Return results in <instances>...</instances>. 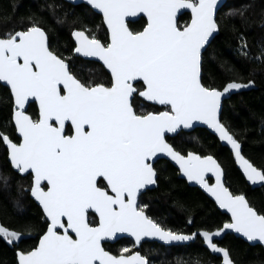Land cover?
<instances>
[{
    "label": "snow or ice",
    "instance_id": "6c2138e0",
    "mask_svg": "<svg viewBox=\"0 0 264 264\" xmlns=\"http://www.w3.org/2000/svg\"><path fill=\"white\" fill-rule=\"evenodd\" d=\"M88 3L103 14L108 40L73 30V53L98 58L111 74L110 85L82 82L68 59L51 50L46 31L31 18L24 30L0 38V81L10 86L18 134L14 141L0 133V143L6 146L11 167L21 175L31 174L30 194L47 224L35 246L17 250L16 264H149L139 251L127 247L119 255L106 250V242L125 233L137 245L144 237L165 242L199 237L222 264H234L215 239L232 229L248 241L264 244V214L245 194L225 186L221 165L213 156L192 151L185 155L167 142L168 134L178 135L194 122H203L231 146L247 181L264 186V168L245 158L235 134L219 119L222 96L254 82H238L241 78L234 75L221 90L201 81L202 48L219 29L217 0ZM182 9L191 12L183 26L177 23ZM138 13L146 23L141 31H132L126 18ZM239 51L247 57L246 42ZM257 59H264V49ZM29 98L39 106L38 119L26 114ZM145 102L164 110L145 111ZM66 122L71 124L70 134H65ZM158 154L170 157L187 181L199 184L231 214V221L215 231L199 228L184 234L150 218L140 196L141 190L158 183L153 161ZM206 173L216 182L210 184ZM0 239L18 247L22 233L0 224ZM192 264H200L199 258Z\"/></svg>",
    "mask_w": 264,
    "mask_h": 264
},
{
    "label": "trees",
    "instance_id": "16d2710c",
    "mask_svg": "<svg viewBox=\"0 0 264 264\" xmlns=\"http://www.w3.org/2000/svg\"><path fill=\"white\" fill-rule=\"evenodd\" d=\"M30 18L44 28L51 50L68 59L72 72L82 82L110 85V77L99 64L84 61L73 54V30H83L90 37L95 35L101 42H107V32L99 15L84 5L73 6L62 0H0V38L8 32L24 30L29 26ZM188 21L189 16L185 14L177 23L183 26ZM216 21L218 34L202 55L201 81L206 87L219 89L234 75L241 78L238 82H254L253 89L231 95L223 102L220 120L235 134L245 158L256 167L264 168V59H257L264 49V0H227ZM145 23L141 18L128 27L132 31H141ZM242 42L247 43V57L239 51ZM12 108L9 91L0 85V133L15 141ZM144 108L152 110L146 104ZM28 114L33 119L38 118L34 105L29 106ZM167 141L182 154L192 151L213 156L224 171L226 187L233 193L245 194L250 205L264 214V187L249 188L235 168L229 151L214 136L196 129L181 132ZM155 168L159 173L156 188L140 197V203L147 205L145 211L150 218L167 229L184 234H191L199 228L214 231L228 222V218L198 189L189 187L168 162L159 161ZM4 177L8 178L7 182ZM30 186V176L21 177L12 170L7 162L6 149L0 143V224L22 233L18 247L0 239V264H16L17 250H30L46 230L43 214L30 198ZM92 218L94 216L90 215ZM217 244L229 251L234 264H264V251L260 246H249L232 235H226ZM104 247L114 255L125 247L134 251L128 240ZM139 252L149 264H192L197 257L200 264L220 262L208 253L198 238L194 243L181 247L144 244Z\"/></svg>",
    "mask_w": 264,
    "mask_h": 264
},
{
    "label": "water",
    "instance_id": "95a60500",
    "mask_svg": "<svg viewBox=\"0 0 264 264\" xmlns=\"http://www.w3.org/2000/svg\"><path fill=\"white\" fill-rule=\"evenodd\" d=\"M62 1L66 2V3H68V4H71V5H73V6H76V5H84V6H86L87 8H89L92 12H94V13L97 14V15H99V16L101 17V19H102L103 26H104V28H105V30H106V32H107V35H108L107 26H106V25L104 24V22H103V14H102L98 9H95L91 4H89V3H88V0H62ZM226 2H227V0H217V6H216V8H215V10H214L215 19H216V17H217L218 12L223 8V6L226 4ZM185 14L189 15V17H190V19H191V12H190V10L182 9V10H179V11H178L177 22H178V19L180 18V16L185 15ZM141 18L144 19L145 22H146V17H144L143 14L138 13L137 16H135V17H127V18H126V23H127V25L130 24V23H134V22H137L138 20H140ZM189 21H190V20H189ZM72 32H73V31H72ZM217 34H218V31L214 32V33L212 34V36H210L209 41H208V42L206 43V45L202 48V55H203L204 51L207 49V47L210 45V43L212 42V40L214 39V37H215ZM71 40H72V42H73V44H74V47H75V40H74V38H73V36H72V33H71ZM74 56L77 57V58H80V59H82V60H84V61L94 62V63L99 64V65L105 70V72L110 76V79H111V74H110V72L106 69V67L103 65V63H102L101 61L98 60V58H85V57H83V56H79V55H76V54H74ZM0 85L3 86V87H5V88L9 91L10 96H11L10 86H8V85L6 84V82H4V81H0ZM61 87H62V85H61ZM251 89H253L252 85H250V86L247 87V88H243V89H239V90H232L230 93L225 94L224 96H222V100H221V108H220V111H219V119H220V115H221L222 104H223V102H224L225 100H227L231 95H234V94H237V93H241V92H245V91H249V90H251ZM221 90H222V89H221ZM11 99H12V96H11ZM12 103H13V100H12ZM146 103L151 104L150 102H146ZM31 104H35V106H36V108H37V112H38L37 115L39 116V106H38V104L35 102L34 98H29V100L26 102V104H25V111H26V114H28V113H27V110H28L29 105H31ZM151 105H153V104H151ZM155 106H158V105H155ZM158 107H160V106H158ZM28 115H29V114H28ZM220 121H221V120H220ZM11 122H12V116H11ZM66 124L71 126L70 122H66ZM12 125H13V127H14V129H15V126H14V123H13V122H12ZM196 129H201V130H205V131H207L209 134H211L212 136H214V137L216 138V140L218 141V143H219L222 147H224L225 149H227V150L229 151V153H230L231 156H232V159H233V162H234L235 168L239 171V173L241 174V176L243 177V179L245 180L246 184L249 186V188H250L251 190L260 189V188L264 187V186H261L260 183H257L256 185H253V184H251L249 181H247V179L245 178V176H244V174H243V170H242V169L239 167V165L236 163L235 156H234V154H233V152H232V150H231V146L228 145L226 141H221V140L219 139V137H218V134H216L215 131H214L213 129L208 128V126L205 125V124H203V122L196 121V122L193 123V125H192L189 129H185V130H183V131H181V132H183V133H188V132H191V131L196 130ZM181 132H179V134H180ZM179 134H178V135H179ZM15 135H16V137H17L18 134L15 132ZM176 136H177V135L168 134L167 138H170V139H171V138H174V137H176ZM167 142H168V141H167ZM168 143H169V142H168ZM239 143H240V142H239ZM169 144H170V143H169ZM3 146H4V148L6 149V146H5V145H3ZM241 146H242V145H241ZM6 152H7V149H6ZM213 158H214V157H213ZM214 159H215V158H214ZM159 160H164V161L168 162L171 166H173V167L177 170V172L179 173V177H180L182 180H184V181L186 182V184H187L189 187L198 189L203 195H205V196H206V197H207V198H208V199L214 204V206L216 207V209H217L221 214L225 215V216L228 218V222L231 221V214L228 213L226 209H221V208L219 207V205L215 202L214 198L211 197L207 192H205L204 189H203L199 184H196L195 182H189V181H187V179H186V178L183 176V174L179 171V167H178V165H176L175 162L172 161L170 157H167V156L164 155V154H158L157 157H154V158H153L154 163H156V162L159 161ZM7 162H8V164L10 165V163H9V161H8V156H7ZM10 167H11V165H10ZM11 168H12V167H11ZM221 168H222V167H221ZM12 170H13L14 172H16L13 168H12ZM16 173H18V172H16ZM18 175L21 176V177H24V176H27V175H30V176H31L30 173H28V174H24V175H21V174L18 173ZM206 178L208 179V182H209L210 184L216 182L215 177L212 175V173H206ZM210 180H211V182H210ZM222 180H223V183L225 184V174H224L223 169H222ZM156 186H157V185H151V186H148V190H152V189L156 188ZM225 186H226V185H225ZM148 190H141V191H142V193H144V192H146V191H148ZM29 195H30L31 200H32V201L38 206V208L41 210V212H42V214H43V211H42L41 206H40L39 203H38V202H37V201L31 196L30 191H29ZM93 215H94V214H93ZM43 217H44V214H43ZM44 220H46L45 217H44ZM223 225H224V224H223ZM223 225L221 226V228L223 227ZM61 231H62V230H61ZM214 231H215V230H214ZM226 235H232V236H234L235 238L242 240L243 242H245V243L248 244L249 246H260V247L264 250V244H262L261 242H259V241H248L246 237H244V236H243L242 234H240V233L235 232V231L232 230V229H225V231H224L223 233H221V236H220V237H217V238L215 239V242H216V243L220 242V241H221ZM118 236L120 237L119 239H115V240H113V241H108V242H106L105 244H113V243H115L116 241H118V240H120V239L126 238V239H129V240H131L132 242H134L135 249L137 250V249L139 248V246H140L142 243H144V242L156 243V244H160V245H162V246H164V247H181V246H186V245H189V244H191V243H194V242L196 241L197 238L201 241V239H200L199 237H197L194 241H171V242L161 241V240H159L158 237H144V238H142L141 243H140L139 245H137L136 242H135V240H134V238L130 237V236H129L128 234H126V233H125V234H118ZM38 241H39V239H38ZM201 242H202V241H201ZM37 243H38V242H37ZM202 246H203V244H202ZM203 247H204V246H203ZM204 248H205V247H204ZM205 249H206V248H205ZM206 250H207V249H206ZM207 251H208V250H207ZM208 253H209L211 256H214V255H212L209 251H208ZM214 257H216V258H218V259L220 260V263H219V264H222V260H221V257H220V256H214Z\"/></svg>",
    "mask_w": 264,
    "mask_h": 264
},
{
    "label": "flooded vegetation",
    "instance_id": "af4514ba",
    "mask_svg": "<svg viewBox=\"0 0 264 264\" xmlns=\"http://www.w3.org/2000/svg\"><path fill=\"white\" fill-rule=\"evenodd\" d=\"M189 16V15H188ZM189 20H190V17H189ZM189 22V21H188ZM107 37H108V35H107ZM74 54V53H73ZM109 76V75H108ZM110 77V76H109ZM111 80V79H110ZM144 104H146V105H148V106H150L151 107V109L152 110H147L146 108H144V110L145 111H163L164 109L162 108V107H158V106H155V105H151V104H148V103H144ZM31 105H34L35 106V104H31ZM30 106V105H29ZM36 107V106H35ZM29 108V107H28ZM154 108V109H153ZM36 110H37V108H36ZM27 113H28V110H27ZM38 113V112H37ZM38 116V115H37ZM38 119V118H37ZM13 126V125H12ZM14 128V127H13ZM68 129H69V133H68ZM14 131H15V129H14ZM71 133V126L70 125H67V127H66V133L65 134H70ZM16 136V135H15ZM17 138V137H16ZM167 139H170V138H167ZM186 155V154H185ZM159 161H164V160H159ZM159 161H157L156 163H154V167H155V165L159 162ZM27 176H30V175H27ZM30 178H31V176H30ZM149 191V190H148ZM145 193V192H144ZM143 193V194H144ZM142 194V195H143ZM141 195V196H142ZM140 196V197H141ZM91 215H93V214H91ZM94 216V215H93ZM124 240H128V241H130L131 243H132V245H133V248H134V251H139V249L141 248V246L142 245H144V244H154V245H157V246H162V245H160V244H156V243H149V242H144V243H142L140 246H139V248L136 250L135 249V245H134V242H132L131 240H129V239H126V238H123V239H120V240H118V241H116L115 243H113V244H105V245H108V246H116V245H118V244H120L122 241H124ZM187 246V245H186ZM164 247V246H163ZM164 248H171V247H164ZM120 253H118L117 255H119ZM141 254V253H140ZM142 255V254H141ZM220 263V262H219Z\"/></svg>",
    "mask_w": 264,
    "mask_h": 264
},
{
    "label": "bare ground",
    "instance_id": "6f19581e",
    "mask_svg": "<svg viewBox=\"0 0 264 264\" xmlns=\"http://www.w3.org/2000/svg\"><path fill=\"white\" fill-rule=\"evenodd\" d=\"M264 251V250H263ZM15 255H16V253H15Z\"/></svg>",
    "mask_w": 264,
    "mask_h": 264
}]
</instances>
